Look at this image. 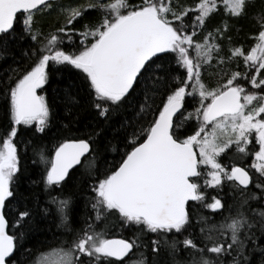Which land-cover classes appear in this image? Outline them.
Here are the masks:
<instances>
[{
  "label": "snow or ice",
  "instance_id": "snow-or-ice-1",
  "mask_svg": "<svg viewBox=\"0 0 264 264\" xmlns=\"http://www.w3.org/2000/svg\"><path fill=\"white\" fill-rule=\"evenodd\" d=\"M221 4L227 18L212 24ZM260 5L0 0V59L26 45L27 61L0 83V264H11L37 230V215L54 216L62 236L53 235L58 246L38 252L33 264H168L165 254L172 264H264ZM53 13L63 23L45 32L40 17ZM248 18L259 30L246 51L234 43L239 29L230 21ZM240 59L245 71H223ZM213 61L221 69L214 87L205 82ZM22 128L31 129L29 139ZM109 153L119 162L108 166ZM235 156L254 159L222 162ZM22 158L37 169L31 184L44 196L42 208L35 192L20 189ZM77 173L84 184L69 187ZM181 250L187 261L175 259ZM130 254L140 259L126 261Z\"/></svg>",
  "mask_w": 264,
  "mask_h": 264
},
{
  "label": "trees",
  "instance_id": "trees-1",
  "mask_svg": "<svg viewBox=\"0 0 264 264\" xmlns=\"http://www.w3.org/2000/svg\"><path fill=\"white\" fill-rule=\"evenodd\" d=\"M64 4H71L72 6H75L77 3H87L90 2V0H63ZM140 0H129V3H139ZM198 0H182V3L185 6H194ZM261 7L260 0H257V8L253 9V11L258 10ZM97 15L94 11H89L88 16L89 17H95ZM222 18H227V12L224 8L223 4L220 5L218 9V14L215 15L212 24L218 23ZM40 23L44 26L45 32L51 30L54 27L59 26L61 23H63V17L57 16L55 13L52 15H45L40 17ZM230 23H233L237 26V29H239L238 32H233L232 35L234 37V43L239 45L242 44L246 51L250 50V48L254 45L255 40L251 37L253 34L257 33L259 30V26L256 22V20L252 18L248 19H242V20H231ZM79 28V25H77ZM211 27V25H209ZM26 47V45H13V48L11 50V54L8 55L6 59H0V83L8 80L10 76L15 77L16 72L14 70L19 69L20 71L23 70L24 67H27V61L25 58L22 57V51L21 49ZM227 48L225 49L223 55L227 56ZM239 65V67H237ZM239 70L241 72L245 71V65L242 61L236 60L232 64L225 65L223 71L230 72V71H236ZM221 71V69L217 68L215 61H213V64L211 67L207 69V72L205 73V82L208 83L210 86L214 87L217 84L218 81V73ZM246 87L250 88V85H245ZM54 87V86H53ZM3 98L0 96V136H3V128L6 125V120L3 118ZM189 110H191V105H189ZM87 119V117H83L82 120ZM24 136L21 137V139H29L32 135L31 129H23ZM251 147V146H250ZM256 150H258V145H256ZM124 149L121 147L119 149V152L122 153ZM29 155H31V149H29ZM229 155H232L231 153ZM120 154L118 153H109L107 155L108 160V166H112L119 162L120 160ZM253 157L249 156L248 158L241 160L240 157L235 156L231 161H229L227 158H224L222 162L225 163H242L244 165H248L252 162ZM21 164L23 167V175L20 177L19 180V186L22 192H25L26 194L29 192H35L37 197L40 201V207H44L43 201L44 196L42 193H40L39 188H33L31 181L38 179L37 175V169L33 166L32 162L28 158H22ZM73 184H84V178L80 175V173H77L73 175L72 180L69 181V187H71ZM251 187V186H250ZM207 193L209 196L216 195V192L212 189H207ZM209 202H211L209 200ZM194 202H191L190 204H193ZM35 206V202H33V205ZM198 210L202 212L203 215L208 216L212 215L211 210H203L199 208V205H195ZM251 207L253 209H257L260 207V205L256 202H253L251 204ZM15 210H23V205L16 204ZM90 214V213H89ZM8 215L14 216L15 211L9 212ZM82 217L84 213H81ZM227 215V213H225ZM54 216L49 215L47 218H43L40 215L36 216V231L30 235H28L25 239V241L21 242L23 244V247H20L19 250L14 254V256L11 259V264H33L36 256L38 255V252H46L50 248H55L58 246V241H53V235L60 237L62 236V230H58L55 226ZM113 222H115V218H112ZM221 217L219 215L215 216V220L219 221ZM11 223V220H10ZM82 223L74 224V228H80L82 227ZM194 227H196L194 225ZM10 234H12L10 232ZM70 239V237H66ZM153 237L149 236L146 237V239H152ZM171 238V236L169 237ZM182 239L183 237H179ZM45 241H49L51 243H45ZM143 250V249H141ZM150 255V253H149ZM126 261L130 260H139L140 257L138 255H132L130 254L129 257L125 258ZM176 260H179L181 262L187 261L189 259L188 254L181 250L180 254L175 257ZM164 260L168 261V264H172V258L168 256L167 254L164 255Z\"/></svg>",
  "mask_w": 264,
  "mask_h": 264
},
{
  "label": "rangeland",
  "instance_id": "rangeland-1",
  "mask_svg": "<svg viewBox=\"0 0 264 264\" xmlns=\"http://www.w3.org/2000/svg\"><path fill=\"white\" fill-rule=\"evenodd\" d=\"M253 159H254V157H253ZM53 259H54V257H53Z\"/></svg>",
  "mask_w": 264,
  "mask_h": 264
},
{
  "label": "water",
  "instance_id": "water-1",
  "mask_svg": "<svg viewBox=\"0 0 264 264\" xmlns=\"http://www.w3.org/2000/svg\"><path fill=\"white\" fill-rule=\"evenodd\" d=\"M191 203V202H190ZM6 264H7V262H6Z\"/></svg>",
  "mask_w": 264,
  "mask_h": 264
}]
</instances>
